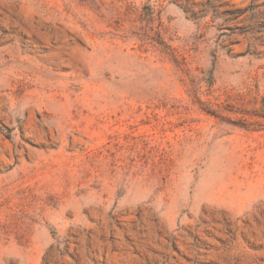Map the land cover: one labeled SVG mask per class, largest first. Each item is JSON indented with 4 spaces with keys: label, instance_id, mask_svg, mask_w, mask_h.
Instances as JSON below:
<instances>
[{
    "label": "rangeland",
    "instance_id": "rangeland-1",
    "mask_svg": "<svg viewBox=\"0 0 264 264\" xmlns=\"http://www.w3.org/2000/svg\"><path fill=\"white\" fill-rule=\"evenodd\" d=\"M0 264H264V0H0Z\"/></svg>",
    "mask_w": 264,
    "mask_h": 264
}]
</instances>
